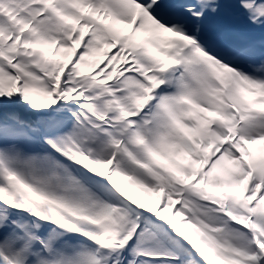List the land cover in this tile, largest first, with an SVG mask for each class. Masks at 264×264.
Instances as JSON below:
<instances>
[{"label": "snow or ice", "instance_id": "6c2138e0", "mask_svg": "<svg viewBox=\"0 0 264 264\" xmlns=\"http://www.w3.org/2000/svg\"><path fill=\"white\" fill-rule=\"evenodd\" d=\"M0 264H264V0H0Z\"/></svg>", "mask_w": 264, "mask_h": 264}, {"label": "rangeland", "instance_id": "374dc122", "mask_svg": "<svg viewBox=\"0 0 264 264\" xmlns=\"http://www.w3.org/2000/svg\"><path fill=\"white\" fill-rule=\"evenodd\" d=\"M149 196V198H153L155 194H152V193H149V194H146Z\"/></svg>", "mask_w": 264, "mask_h": 264}]
</instances>
